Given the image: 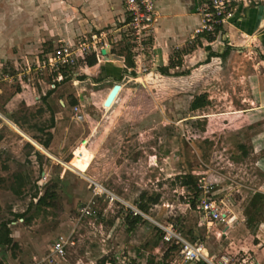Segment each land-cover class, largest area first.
I'll use <instances>...</instances> for the list:
<instances>
[{"label":"rangeland","instance_id":"374dc122","mask_svg":"<svg viewBox=\"0 0 264 264\" xmlns=\"http://www.w3.org/2000/svg\"><path fill=\"white\" fill-rule=\"evenodd\" d=\"M194 48L171 53L181 65L168 67L169 74L156 69L164 67L161 63L152 69L150 62L145 70L150 75L123 79L124 89L112 108L98 113L103 97L89 101L85 112L90 122L74 131L78 138L84 136L73 142L74 153L56 159L50 152L54 157L43 158L44 166L26 158L31 150L20 145L25 134L10 122L11 114L2 113L9 120L0 116V140L6 141L0 146V223L9 221L17 246L0 245V264H31L61 234L70 236L64 264H147L150 257L162 261L171 244L163 241L158 223L167 222L211 253L239 258L248 252L243 248L254 241V234L244 208L255 192L264 193V111L249 109L255 94L252 61L240 66L239 57L233 56L229 64L209 66L206 56H191ZM48 50L50 0H0V105L21 78L38 86L42 80L51 82L49 69L36 65ZM196 66L201 69L195 71ZM136 71H141L137 64ZM199 94H206L208 102L192 111L190 104ZM40 116L43 122L46 115ZM45 169L50 178L40 188ZM20 170L29 174L16 194L11 186L19 183L13 174ZM190 171L198 182L212 185L205 194L238 216L229 228L224 222L209 223L189 204L195 194L182 186L179 176ZM92 181L132 205L143 192L159 193L148 213L155 221L143 217L131 227L126 205L107 198L96 200L95 214L81 216V206L93 196ZM46 189L55 197L37 209ZM20 213L25 216L18 217ZM225 228L227 233L220 236ZM178 257V249L173 250L165 262Z\"/></svg>","mask_w":264,"mask_h":264},{"label":"crops","instance_id":"0c3cea01","mask_svg":"<svg viewBox=\"0 0 264 264\" xmlns=\"http://www.w3.org/2000/svg\"><path fill=\"white\" fill-rule=\"evenodd\" d=\"M200 1L156 0L159 17L145 56V66L151 62V68L154 69L157 67L155 63L158 62L172 67L171 53L179 49L182 51L189 45L196 46L191 56L193 58L198 55L206 56V63L209 66L219 61L222 64H229L233 56H238L239 65L246 67L248 63L246 59H250L254 69L252 72L254 83L251 87L255 89V94L249 109L264 111V0H238L234 17L224 25L222 32L212 41L199 38L195 34V29L200 24V16L197 12ZM127 29L128 15L121 0H50V50L42 52L41 58L61 44H74L86 39L88 42H97L100 49L109 46L110 54L120 56L121 59L110 58V62H107L99 55L96 56L97 63L91 66L86 63V58L80 59L76 66L66 68L69 72L67 75L63 73L65 69L62 72L48 70L51 82L42 80L39 86L20 79L21 85L1 103L0 116L5 120L10 118L12 120L10 122L26 135H24L25 140H20V145L25 150H31L26 158L37 164L36 166H44L43 158L50 160V157L55 155L56 159L59 157L62 159L66 152L73 150L74 153L77 146H73V142L84 138L83 135L78 138L74 131L78 130L80 125V128L85 127L84 122H90L91 118L90 113L85 112L86 104L93 98L102 96L96 112L102 111V107L106 109L104 101L113 85L116 82L121 83V92L124 89L123 79L136 75L130 70L133 68L137 72L138 62L134 59L135 67H132L126 60L128 51L131 50L126 47ZM228 48V53H225ZM182 54L184 57L189 55ZM194 68L195 71L201 69L197 66ZM148 75H150L148 72L142 74L144 77ZM144 77H138V80L142 82L145 80ZM54 82L55 87H52ZM3 93L4 88L0 85V96ZM48 93L49 95L44 99ZM73 99L77 103L72 104ZM74 105H78L82 112L84 111L83 121L74 119L72 111ZM2 113H9L11 116L15 114V117L7 115L6 118ZM42 114L46 116H44L45 120L40 122ZM52 122L53 126L50 127ZM50 132L52 139L48 147L42 144L47 149L45 152L40 150L35 142L40 143L38 140L45 139ZM4 141L0 140V146L5 144ZM37 151L41 153V157L37 155ZM26 171L20 170L13 176L24 177L29 174V171ZM42 176L44 179L38 182L40 188L43 183L49 181L50 171L43 170ZM19 183L12 185L11 189L15 187L21 192L23 183L21 182L20 186ZM263 225L264 222L260 223L256 234L252 235L254 241L246 243L243 248L249 252V258L259 264H264Z\"/></svg>","mask_w":264,"mask_h":264},{"label":"built area","instance_id":"2783aa9c","mask_svg":"<svg viewBox=\"0 0 264 264\" xmlns=\"http://www.w3.org/2000/svg\"><path fill=\"white\" fill-rule=\"evenodd\" d=\"M121 2L128 15L126 44L129 45L141 72H144L147 69L144 61L145 56L149 49L150 39L156 31L159 17L156 0H121ZM237 2L238 0H201L197 8L200 24L195 29V34L197 36L204 33L219 35L224 25L234 17ZM91 54H95L97 57L99 55L103 56L97 42H88L85 39L74 44H61L55 47L51 53L49 52L43 58H37L36 65L40 70L48 68L51 71L62 72L63 69L76 66L80 59L84 60ZM52 87H55V82ZM72 111L75 120L83 121L85 119V115L78 105H74ZM200 181L197 182V185L203 195L198 198L196 207L201 217L209 223L224 222L227 224L226 228H229L232 222L238 218L230 215L229 211L221 206L216 198L205 194L209 192L212 185L204 184L203 179ZM92 182L94 184L93 196L86 205L81 206L79 211L81 216L95 214L94 204L96 200L107 198L110 202L118 200L123 202L131 215H141L147 218L148 214L143 212L137 204L132 205L105 188L102 184L96 181ZM158 226L162 231L163 241L178 247L179 259L170 260V264H195L200 260H204L207 264H259L256 260L249 258L247 252L239 258H237L236 254L211 253L202 243L185 238L176 228L174 222L158 223ZM226 228L218 234L220 236L226 234ZM69 243V235H59L52 243L49 252L43 256L35 257L31 264H64L63 261L66 258L67 245Z\"/></svg>","mask_w":264,"mask_h":264},{"label":"trees","instance_id":"16d2710c","mask_svg":"<svg viewBox=\"0 0 264 264\" xmlns=\"http://www.w3.org/2000/svg\"><path fill=\"white\" fill-rule=\"evenodd\" d=\"M197 37L199 38H205L208 41H212L216 38V34L214 33H204V34H200ZM126 47H129V45L126 44ZM128 49V48H127ZM229 48L225 51V53H228ZM127 63L129 66L135 67V61L133 58V54L131 52V50L128 51L127 54ZM86 63L88 65H94L97 63V58L95 54H91L88 55L86 57ZM181 65V59L179 58L178 60H175L174 58L171 57L170 59V66H180ZM68 69L63 70V73L65 75H67L69 72L67 71ZM160 71L163 74H169V70H168V66H164L160 68ZM132 74L135 75L136 72L133 70ZM49 95L46 94L45 98ZM208 100H207V95L206 94H199L196 95L194 97V99L192 100L191 104H190V109L192 111L194 110H198L200 108H202L203 106H205L207 104ZM72 104L77 103L76 100H72L71 101ZM53 126V122L52 124H50V127ZM52 139V134L51 132L47 134V137L45 139H39L38 141L43 144L45 147H48V143L49 141H51ZM37 155H39L40 157L42 156L40 152L37 151ZM179 178L181 179V184L182 186H184L188 191H193L195 196L194 198L189 200V203L192 207H196L197 205V197L199 196V192L200 189L198 188L197 185V179L195 178V176L192 174V172H187L181 176H179ZM15 181L20 182L19 186L21 185V182L24 183V177L23 176H16L15 177ZM14 190V192L16 194H20V190H16L15 187L12 188ZM37 197V194L36 196ZM53 198L55 197V192L53 191H49V189H46V191L40 195L38 197V200L35 204L37 209H40V207H42V205H47L49 204V202L47 201L48 198ZM160 199V194L159 193H154L151 195H147L146 192H143L140 195V199L137 203V206L145 213H149L150 210V206L152 204H156L158 203ZM1 208V205H0ZM244 212L247 214V219L249 222V226L253 231V234H256V231L261 223V219L264 216V193L262 192H255L252 197L249 199V202L247 203V205L244 208ZM18 217H24L25 213H20L17 214ZM144 220V218L141 215H137V216H133V215H128V222L129 224H131V227L136 226L140 221ZM9 221H3L0 223V245H6V246H17V243L14 241V239L11 236V230L9 228ZM159 229V228H158ZM161 231V229H159ZM162 232V231H161ZM161 237V236H160ZM178 247L174 244H171V246H169V248L166 250L165 254H164V258L162 261H155L154 257H150L147 260V264H170L169 262H165V259L167 257L170 256V253L173 250H176ZM104 262V261H103ZM195 264H207L204 260H200Z\"/></svg>","mask_w":264,"mask_h":264},{"label":"water","instance_id":"95a60500","mask_svg":"<svg viewBox=\"0 0 264 264\" xmlns=\"http://www.w3.org/2000/svg\"><path fill=\"white\" fill-rule=\"evenodd\" d=\"M101 53H102L104 59L107 60V62H110L109 61L110 58H115V59H118V60L121 59L120 56L110 54L109 46H105L104 48H102L101 49ZM156 69H158V68H156ZM132 70H133V68H131L130 72H132ZM146 73L147 72H141V71L140 72H136V75L133 76V77L140 76L142 74L145 75ZM121 88H122V84L119 83V82H116L113 85V87L111 88L109 94L107 95V97H106V99L104 101V106L105 107H111L113 105V103L115 102L116 98L118 97V94H119ZM35 143L39 147L40 150H43V151L47 152V149L42 144H40L38 142H35ZM68 166L72 167L69 164H68ZM147 218L155 221L154 219H152V217H150L148 215H147Z\"/></svg>","mask_w":264,"mask_h":264},{"label":"bare ground","instance_id":"6f19581e","mask_svg":"<svg viewBox=\"0 0 264 264\" xmlns=\"http://www.w3.org/2000/svg\"><path fill=\"white\" fill-rule=\"evenodd\" d=\"M206 252V250H204Z\"/></svg>","mask_w":264,"mask_h":264}]
</instances>
